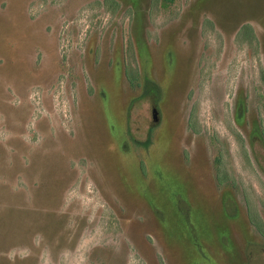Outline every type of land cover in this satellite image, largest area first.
I'll return each mask as SVG.
<instances>
[{"label":"rangeland","instance_id":"1","mask_svg":"<svg viewBox=\"0 0 264 264\" xmlns=\"http://www.w3.org/2000/svg\"><path fill=\"white\" fill-rule=\"evenodd\" d=\"M264 0H0V264H264Z\"/></svg>","mask_w":264,"mask_h":264},{"label":"trees","instance_id":"2","mask_svg":"<svg viewBox=\"0 0 264 264\" xmlns=\"http://www.w3.org/2000/svg\"><path fill=\"white\" fill-rule=\"evenodd\" d=\"M248 219L250 223L252 224L253 227H255V230L259 232V234L262 236L264 240V229L262 228L261 225L258 224L257 218L255 216L251 215V213L248 211Z\"/></svg>","mask_w":264,"mask_h":264}]
</instances>
